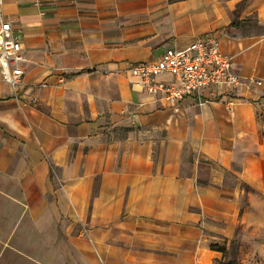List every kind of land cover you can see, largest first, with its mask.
I'll use <instances>...</instances> for the list:
<instances>
[{
	"label": "crops",
	"instance_id": "crops-1",
	"mask_svg": "<svg viewBox=\"0 0 264 264\" xmlns=\"http://www.w3.org/2000/svg\"><path fill=\"white\" fill-rule=\"evenodd\" d=\"M5 12L26 62L25 89L0 98V264H218L264 225V89L170 109L128 72L217 33L237 73L264 81V0H5Z\"/></svg>",
	"mask_w": 264,
	"mask_h": 264
},
{
	"label": "built area",
	"instance_id": "built-area-1",
	"mask_svg": "<svg viewBox=\"0 0 264 264\" xmlns=\"http://www.w3.org/2000/svg\"><path fill=\"white\" fill-rule=\"evenodd\" d=\"M25 62L14 20L5 12V0H0V98L4 96V86L14 97L25 89ZM128 72L135 90L170 109L180 108L188 99L201 104L223 102L230 107L242 100L237 95L241 87L264 89V81L245 80L237 73L233 58L222 51L217 33L202 36L185 48L168 49L152 62L132 64ZM47 86L42 83L37 87Z\"/></svg>",
	"mask_w": 264,
	"mask_h": 264
},
{
	"label": "rangeland",
	"instance_id": "rangeland-1",
	"mask_svg": "<svg viewBox=\"0 0 264 264\" xmlns=\"http://www.w3.org/2000/svg\"><path fill=\"white\" fill-rule=\"evenodd\" d=\"M220 250L222 259L218 264H264V225L240 234Z\"/></svg>",
	"mask_w": 264,
	"mask_h": 264
},
{
	"label": "trees",
	"instance_id": "trees-1",
	"mask_svg": "<svg viewBox=\"0 0 264 264\" xmlns=\"http://www.w3.org/2000/svg\"><path fill=\"white\" fill-rule=\"evenodd\" d=\"M220 249H221V248H220ZM220 249H219L218 251H221Z\"/></svg>",
	"mask_w": 264,
	"mask_h": 264
}]
</instances>
